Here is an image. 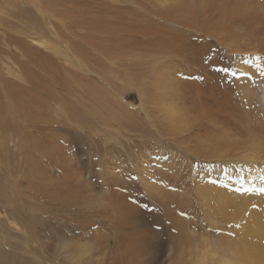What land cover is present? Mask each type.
<instances>
[{
	"label": "rangeland",
	"instance_id": "1",
	"mask_svg": "<svg viewBox=\"0 0 264 264\" xmlns=\"http://www.w3.org/2000/svg\"><path fill=\"white\" fill-rule=\"evenodd\" d=\"M7 1L9 8L31 12L36 19L32 25L36 28L39 22L44 25L46 21L60 37L57 46L71 50L79 59H83L84 50L90 54H96L94 48L89 46L90 42L84 37V22L80 19L79 29H74L72 33L66 30L65 24L60 23L56 18L48 16L45 20L44 15L49 13L55 17L59 16L70 26L72 23L68 16L85 17L88 12H91L99 13L106 18L116 17L117 13L124 14L131 7L129 10L133 12L134 18L130 19L133 20V24H144L156 28L161 23L163 31L166 30L165 33L176 34L174 41L177 43L174 42V44L176 43L175 46L177 48L179 46L182 52L178 62L183 71L190 73L188 77H183L182 73L177 74L179 79L187 83L180 90L193 94L195 98L197 91H213L208 98L204 99L203 105L213 109V113L216 112L218 118H229L231 120L229 126L235 127L234 129L238 131L241 130L240 128L264 127L263 115L259 111L257 101L254 100L256 89H252L253 93L245 95L243 85V80L248 79L250 88L255 86L254 79L244 74V67L252 64L254 68H257L256 56L228 51L210 36L195 32L193 29L188 28V30L184 26L164 22L156 17L154 13L156 9L159 11L171 8L172 11L179 0H135L137 5L125 0ZM36 3L46 9L44 15ZM104 3L114 12L107 13L105 7L101 8V4ZM154 5L155 8H153ZM188 5H190L189 2ZM6 12L8 11L4 10L3 14L7 15ZM6 18L8 21L5 23L6 30H0V81L3 84L16 89L27 85L23 79L25 78L23 72H19L22 71L20 63L26 62L27 58L22 49L9 39V35L28 43L38 54L45 53L56 57V62H60L65 67L62 71L66 69L67 73L75 72L73 71L75 61L63 59L58 61V56L50 54V49L56 43L55 41L50 43L52 34L49 33L42 38L47 46L32 43L28 34L31 35L35 31L26 23V20L13 16ZM87 23L91 25L92 19ZM41 35L44 37V34ZM7 44L10 45L7 46ZM261 61L264 64V58ZM222 69H228V71L225 72ZM126 71L130 73L129 83L126 80L129 85H126L127 100L137 106L140 103L138 90L132 85L142 80L143 72L138 69L134 71L132 68H127ZM94 78L97 79L96 76L92 77V81ZM46 79L50 81L49 83L53 82ZM54 81L58 80L54 79ZM59 92L67 94V91ZM28 93V90L23 93L26 101H29L31 97L33 105L46 103L48 106L46 109L35 108L36 110L30 111L29 114L36 118L51 119L50 123H43V125L48 129H56L52 135L54 139L52 137H50L52 139H46H50V142L58 140L56 141L58 148L42 153L46 156H43L44 162L41 165L44 172L29 175V163L21 148L25 143L21 125L23 119L24 123L28 122L26 118H29V114L25 113V118L19 113L17 116L12 98L0 93L2 95L0 104L6 109L7 114L6 124L10 123L11 119H13L12 122L15 121V124L9 125L15 126L13 128L8 125L2 126L0 122L2 126V132H0V233H2L0 234V264H195L194 262H198L203 257L209 259V264H218L221 256L230 257L225 256L220 249L219 235L223 234L232 239L234 235L222 230L219 216L215 218L217 223L211 225L208 217L204 215L193 190V178L196 176L194 169L200 166L201 162L186 150L185 145H178L168 137L167 141H163L155 131L149 128L152 134L144 129L143 124L147 121L141 118L143 115L140 112L137 118L143 120L142 125L118 131L121 144L117 145L114 141L106 140V135L99 130L91 133L89 127L83 128L66 120L65 108L61 106L62 104L54 103V101L47 102L45 96H41L40 93L33 99L32 94L29 93V96ZM192 100L193 98L189 95L184 106L192 109ZM197 103L200 104V100H197ZM21 108L22 106L18 110L21 111ZM14 116L17 117L14 119ZM0 119L2 120L1 116ZM33 128H29L28 132L33 131ZM260 133L264 135V132ZM4 134L5 136H2ZM47 140L40 138L37 141L50 145ZM48 151H54V155H51L53 158H50ZM35 155H38L37 152ZM213 160L203 162L205 165H202L200 172L212 177L216 185L219 183L216 181L221 176H227V171L224 162ZM239 167L244 171L242 165ZM140 173L145 176H140ZM144 177L149 180L150 185L160 190L152 191L143 185ZM158 191L159 193L165 191L163 195L166 194V196L162 197ZM112 192L119 196L121 194L126 205L132 207L134 214L130 215V218L138 221L145 220L147 224L139 228L138 226L129 228L130 224L126 225L124 227L126 232L119 234V226L116 223L120 221L111 211ZM209 219L212 217L209 216ZM211 229L216 232L211 234ZM131 233L134 236L140 235L143 243L140 246L141 249L128 247L133 245V238L129 240L132 244L126 247ZM179 234L187 237L189 241L184 239L180 246L177 238ZM206 238L212 239L210 241L213 245L206 244L204 240ZM146 246L151 250L148 251ZM212 247L215 250L211 253L213 254L214 251L218 253L215 258L205 256L210 252L208 249ZM217 247H219L218 250H216Z\"/></svg>",
	"mask_w": 264,
	"mask_h": 264
},
{
	"label": "bare ground",
	"instance_id": "2",
	"mask_svg": "<svg viewBox=\"0 0 264 264\" xmlns=\"http://www.w3.org/2000/svg\"><path fill=\"white\" fill-rule=\"evenodd\" d=\"M125 1L137 5L135 0ZM188 2L190 5H188ZM7 4L8 1L0 0V30H6L4 29L5 23L8 22L6 17H20L26 20V23L35 31L31 35L28 34L32 43L47 46L42 38L50 33L54 38L50 43L56 42L50 49V54L58 56V61L60 59L75 61V70H73L75 72L67 73L66 69L62 71L65 67L60 62H56V57H51L45 53L38 54L32 50L28 43L9 35V39L13 40L17 44L16 46L22 49L24 56L27 58L26 62L22 61L20 63L22 71H19L23 72L25 76L23 79L27 85H22V87L16 89V87L13 88L0 81V93L9 95L12 98L17 116L19 113L25 118V113L29 114L30 111L36 110L35 108H48L46 103L35 106L32 104L31 97L29 101H26L23 97V93L27 90L32 94L33 99L36 94L39 95L38 93H40L41 96H45L47 102L54 101V103L62 104L61 106L65 108L66 116L64 118L66 120L83 128L89 127L91 133L99 130L106 135V137L104 136L106 140L114 141L118 145L121 144L118 131L142 125L143 120L137 118L140 116V112L143 115L141 118L147 121L143 124L144 129L149 132L151 130L155 131L158 137H162L163 141H167L168 137L172 138V141H175L178 145H185L186 150L201 162L200 166L198 165L194 169L196 176L193 178V190L205 213L204 215L208 217V222L211 225L217 223L215 218L219 216L222 230L231 232L234 235L233 239L223 234L219 235L220 249L223 250L225 256L230 257L221 256L218 264H264V192L259 191L260 188H264V179H262L264 177V135L260 133L264 132V127L259 129L252 127L240 128L241 130L238 131V129H234L235 127L229 126L231 121L229 118H218L216 112L213 113V109L205 106V104L203 105L204 99L208 98V95L213 91L210 90L211 93L197 91L195 98L193 94L185 92L183 89L180 90L187 83L179 79L177 74L182 73L183 77H188L190 73L186 70L183 71L180 62H178V58L182 57V52L179 46L178 48L175 46L177 43L174 41L176 34L165 33L166 30L163 31L161 23L156 28L150 25L148 27L144 24H133V20L130 19L133 17V12L130 11L131 7L129 6L130 10L127 7L128 9L124 14L117 13L116 17L106 18V16L99 15V13L93 14L91 12L86 14L87 17L68 16L72 23L68 26L59 16L45 14L46 9L41 4L36 3L40 12L43 15L45 14V20L48 16L56 18L60 23L65 24L66 30L72 33H74V29H79L80 19L84 22V37L86 41L90 42L89 46L94 48L96 54L93 55V53L90 54V52L84 50L82 52L83 59H79L71 50L62 48L60 45L57 46L60 37L56 30H52L45 20L44 25L39 22L38 28H36L32 25L36 19L31 12L12 9ZM101 6V8H106L107 13L114 12L106 3L101 4ZM153 8H155V5ZM170 9H160L159 11L156 9L154 13L159 20L184 26L187 29H193L195 32L210 36L226 47L228 51L240 52L244 55L254 54L256 56L257 68H254L252 64L244 67V74L254 79L255 86L250 88L251 84L248 79L243 80V85L246 91L245 95L253 93L252 89H256L254 100L257 101L259 111H261L264 118V64L261 61L264 58V0H215L214 2L211 0H179L178 5L173 7L172 11ZM4 10L8 11L6 12L7 15L3 14ZM90 18L93 21L91 25L87 23V21H91ZM41 34H44V37ZM174 42L176 43L174 44ZM9 45L7 44V46ZM127 68H132L134 71L138 69L143 72L141 75L142 80L132 85L138 90L140 103L137 106L127 100L128 90L126 85L130 77L129 71H126ZM95 76L97 79L94 78L92 81L91 78ZM46 78L53 82L49 83L50 81ZM54 79L58 81H54ZM4 81L10 82L8 79H4ZM59 91H67V94ZM2 95H0V101H2ZM189 95L193 98L192 109L184 106ZM196 99L200 100L201 103L198 104ZM20 106H22L21 111L18 110ZM43 111L45 112V110ZM0 116L2 126H9L10 123L15 124V121L12 122L13 119L6 124L7 114L2 104H0ZM17 116L13 118L15 119ZM50 120L46 117L36 118L29 114V118H26L28 122L24 123V119L22 121L21 132L25 143L23 146L21 145V148L29 163V175L44 172L41 165L44 162L43 156L45 154L42 153L46 150L58 148L56 145L58 140H53L52 143L49 141L53 138L52 135L56 129H48L43 125V123H50ZM34 123L38 125L34 126ZM2 126H0V132H2ZM11 126L12 128L15 127ZM9 127L8 129H10ZM29 128L34 130L28 132ZM17 129L20 132L19 126H17ZM2 136H5V134ZM40 138L45 141L46 138H50L47 140L50 145L37 141ZM35 152L38 155H35ZM48 153L50 156L54 155V151H48ZM213 159L217 162H224L227 171V176H221L216 181L219 182L216 185H214L212 177L200 172L202 165L204 166L205 163ZM240 165L243 166L244 171L239 167ZM140 176L145 175L140 173ZM142 182L152 191L159 189L150 185L149 180L145 177ZM237 189L242 190L237 191ZM248 189H251V191H248ZM163 193H159V195L166 196ZM110 197L111 211L120 221L116 223L119 226V229L117 228L119 234L126 232L124 229L126 225L130 224L129 228H137V226L139 228V226L147 224L145 220L138 221L129 217L134 214V210L126 205L121 194L119 196L117 193L112 192ZM171 207L173 206L171 205ZM209 216L212 219H209ZM210 231L211 234L216 232L214 229ZM135 235L131 233L128 236L126 247L128 244L133 243L128 247L141 249L140 246L143 243L140 235ZM131 238L134 241L132 243L129 241ZM177 238L180 246L184 239L188 240L187 237L181 234L177 235ZM204 240H206V244L212 243L210 241L212 239L206 238ZM148 246H146V249L150 247ZM214 247L216 246L214 245ZM214 247L209 248L210 252L205 256L215 258L218 253L215 251L213 254L211 253L215 250ZM150 250L148 249V251ZM194 263L209 264V259L203 257Z\"/></svg>",
	"mask_w": 264,
	"mask_h": 264
},
{
	"label": "snow or ice",
	"instance_id": "3",
	"mask_svg": "<svg viewBox=\"0 0 264 264\" xmlns=\"http://www.w3.org/2000/svg\"><path fill=\"white\" fill-rule=\"evenodd\" d=\"M222 71L227 72L228 69H222ZM233 75H235V73H233ZM262 179H264V177H262ZM241 190H242V189H237V191H241ZM248 191H251V189H248ZM259 191L264 192V188H260ZM182 214H183V213H182Z\"/></svg>",
	"mask_w": 264,
	"mask_h": 264
}]
</instances>
